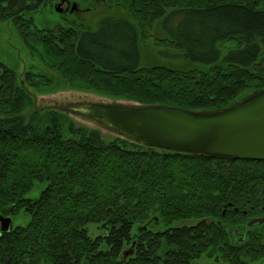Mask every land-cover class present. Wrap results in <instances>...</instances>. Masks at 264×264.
<instances>
[{
	"label": "trees",
	"instance_id": "trees-1",
	"mask_svg": "<svg viewBox=\"0 0 264 264\" xmlns=\"http://www.w3.org/2000/svg\"><path fill=\"white\" fill-rule=\"evenodd\" d=\"M54 1L0 0V20L70 89L213 111L264 88V0H71L107 9L95 29L31 28ZM153 23L182 65L141 64ZM225 41L235 45L221 58ZM53 82L33 71L18 79L0 62V216L29 215L0 233V264H196L202 255L264 264V222L247 226L264 217V160L105 138L69 111L35 104L29 87ZM35 182L39 196L25 197Z\"/></svg>",
	"mask_w": 264,
	"mask_h": 264
},
{
	"label": "water",
	"instance_id": "water-1",
	"mask_svg": "<svg viewBox=\"0 0 264 264\" xmlns=\"http://www.w3.org/2000/svg\"><path fill=\"white\" fill-rule=\"evenodd\" d=\"M64 1L59 0L54 5L57 12L76 8V3L70 0H66L67 8H63ZM59 108L155 148L264 160V88L235 104L213 111L116 100L83 101ZM262 222L264 217H253L247 226ZM10 226L11 216L1 215L0 231H8Z\"/></svg>",
	"mask_w": 264,
	"mask_h": 264
},
{
	"label": "rangeland",
	"instance_id": "rangeland-1",
	"mask_svg": "<svg viewBox=\"0 0 264 264\" xmlns=\"http://www.w3.org/2000/svg\"><path fill=\"white\" fill-rule=\"evenodd\" d=\"M59 0H55L50 6L47 4L43 9L36 11L32 14L34 24L31 28L40 29H53L57 26L68 27L83 25L84 27L95 29L99 18L106 13L104 6H94L91 3L84 2L82 4L76 3V10H67L64 12H57L55 10V4ZM72 2V1H71ZM66 3V0L64 1ZM62 4L64 8L65 5ZM144 38L140 42V56L141 64L150 65L153 63H167L172 62L175 64H183V58L181 56H169L168 52L172 51L170 47L164 46L163 41L159 38L163 37V34L158 28L156 23H153L152 27L145 26ZM235 42L225 41L220 47V57H226L229 53V49H234ZM262 50L264 46L262 45ZM173 51H177L174 49ZM264 54V51H263ZM0 62L10 67L20 79L24 76L25 71L43 72L50 75L55 82L51 85H45L42 89H36L29 87L35 95V104L37 106H51L61 107L69 103H77L83 101H122L127 102L130 100L122 98H110L90 91H77L70 89L66 83L60 81L58 73L45 66L44 62L34 53L30 51L29 46L24 42L17 28L7 20H0ZM190 66H196L204 68L208 64L198 62H187ZM251 92L243 90L236 97V101L243 99ZM135 102V101H130ZM138 103V102H137ZM71 116L79 123L85 124L90 127L98 128L105 138L113 137L117 135L116 132L106 128L98 122L91 119L80 116L76 113L69 111ZM43 184L35 182L32 188L25 194V197L36 198L39 196ZM29 220V215L19 211L11 216V226L25 225ZM89 235L94 236L96 230L94 225H88ZM214 259L208 258L202 255L196 264H212ZM217 264H222L219 261H215Z\"/></svg>",
	"mask_w": 264,
	"mask_h": 264
},
{
	"label": "bare ground",
	"instance_id": "bare-ground-1",
	"mask_svg": "<svg viewBox=\"0 0 264 264\" xmlns=\"http://www.w3.org/2000/svg\"><path fill=\"white\" fill-rule=\"evenodd\" d=\"M58 109H60V110H63V109H61V108H59V107H57ZM64 111H70V110H64ZM72 112V111H71ZM74 113V112H73ZM86 118V117H85ZM99 123V122H98ZM102 125V124H101ZM111 130V129H110ZM113 131V130H112ZM115 132V131H114ZM164 149V148H163ZM12 226H10V228H11ZM9 228V229H10ZM4 232H6V231H4ZM0 233H2V231H0ZM130 253V252H129ZM125 254V253H124ZM128 254V253H127ZM127 254H125V255H127Z\"/></svg>",
	"mask_w": 264,
	"mask_h": 264
},
{
	"label": "flooded vegetation",
	"instance_id": "flooded-vegetation-1",
	"mask_svg": "<svg viewBox=\"0 0 264 264\" xmlns=\"http://www.w3.org/2000/svg\"><path fill=\"white\" fill-rule=\"evenodd\" d=\"M71 1V0H70ZM64 5H65V7L64 8H67V4L66 3H64ZM77 9V7L76 8H74V9H72V10H76ZM235 232H238V233H240V231L239 230H237L236 229V231Z\"/></svg>",
	"mask_w": 264,
	"mask_h": 264
}]
</instances>
